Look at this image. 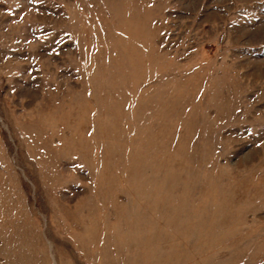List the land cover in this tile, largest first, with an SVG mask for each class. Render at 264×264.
I'll use <instances>...</instances> for the list:
<instances>
[{"label":"rangeland","instance_id":"rangeland-1","mask_svg":"<svg viewBox=\"0 0 264 264\" xmlns=\"http://www.w3.org/2000/svg\"><path fill=\"white\" fill-rule=\"evenodd\" d=\"M0 264H264V0H0Z\"/></svg>","mask_w":264,"mask_h":264}]
</instances>
